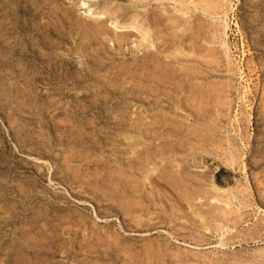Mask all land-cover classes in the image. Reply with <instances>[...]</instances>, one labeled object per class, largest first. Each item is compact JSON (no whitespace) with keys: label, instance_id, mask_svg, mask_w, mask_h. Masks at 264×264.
I'll return each mask as SVG.
<instances>
[{"label":"rangeland","instance_id":"rangeland-1","mask_svg":"<svg viewBox=\"0 0 264 264\" xmlns=\"http://www.w3.org/2000/svg\"><path fill=\"white\" fill-rule=\"evenodd\" d=\"M0 264H264V0H0Z\"/></svg>","mask_w":264,"mask_h":264},{"label":"bare ground","instance_id":"bare-ground-1","mask_svg":"<svg viewBox=\"0 0 264 264\" xmlns=\"http://www.w3.org/2000/svg\"><path fill=\"white\" fill-rule=\"evenodd\" d=\"M144 1H145V0H144ZM170 1H172V0H170ZM219 1H220V0H219ZM226 1H227V0H226ZM154 2H155V1H154ZM83 6H84V5H83ZM84 7H85V6H84ZM198 7H199V6H198ZM200 7H201V6H200ZM195 8H196V7H195ZM184 9H185V8H184ZM162 10H163V9H162ZM193 10H194V9H193ZM182 11H183V10H182ZM227 11H228V10H227ZM178 12H179V11H178ZM223 12H224V11H223ZM181 14H182V13H181ZM219 14H220V13H219ZM184 15H185V14H184ZM210 15H211V14H210ZM221 15H222V14H221ZM225 15H226V14H225ZM225 15H224V16H225ZM224 16H223V17H224ZM102 17H103V16H102ZM226 17H227V16H226ZM224 19H225V18H224ZM225 20H226V19H225ZM136 21H137V20H136ZM144 21H145V20H144ZM226 21H227V20H226ZM224 23H225V22H224ZM227 23H228V22H227ZM100 25H101V24H100ZM228 25H229V24H228ZM228 25H227V27H228ZM114 26H115V25H114ZM125 28H126V27H125ZM131 28H132V27H131ZM123 29H124V28H123ZM129 29H130V28H129ZM124 30H125V29H124ZM212 30H213V29H212ZM148 32H149V31H148ZM219 32H220V31H219ZM224 33H225V32H224ZM224 33H223V34H224ZM144 35H145V34H143L142 36L144 37ZM218 40H219V39H218ZM155 43H156V42H155ZM125 45H126V44H125ZM223 50H224V49H223ZM225 50H226V49H225ZM172 53H173V52H172ZM175 53H176V52H175ZM177 53H178V51H177ZM180 54H181V53H180ZM226 54H227V53H226ZM178 55H179V54H178ZM203 56H204V55H203ZM203 56H202V57H203ZM228 57H229V56H228ZM210 58H211V57H210ZM228 59H229V58H228ZM204 60H205V57H204ZM162 70H163V69H162ZM183 70H184V68H183ZM156 72H157V71H156ZM161 73H162V72H161ZM161 73H160V74H161ZM157 74H158V73H157ZM161 77H162V76H161ZM154 79H155V78H154ZM154 79H153V80H154ZM162 79H163V78H162ZM154 81H155V80H154ZM201 88H202V87H201ZM154 91H155V90H154ZM201 91H202V90H201ZM203 93H204V92H203ZM244 94H245V93H244ZM211 100H212V99H211ZM206 101H207V100H206ZM198 107H199V106H198ZM159 126H160V125H159ZM215 128H216V127H215ZM210 130H211V129H210ZM213 148H214V147H213ZM217 150H218V149H217ZM227 152H228V151H227ZM227 154H228V153H227ZM234 158H235V156H234ZM237 158H238V157H237ZM232 159H233V158H232ZM238 159H239V158H238ZM159 162H160V161H159ZM233 163H234V160H233ZM235 163H236V162H235ZM235 163H234V164H235ZM144 168H145V167H144ZM146 168H147V167H146ZM143 174H144V173H143ZM230 198H231V197H230ZM233 198H234V197H233ZM235 199H236V198H235ZM237 199H238V198H237ZM237 201H238V200H237ZM135 202H137V201H135ZM237 204H238V203H237ZM230 206H231V205H230ZM230 206H229V207H230ZM232 206H233V205H232ZM238 207H239V206H238ZM230 208H231V207H230ZM204 225H205V224H204ZM207 226H208V225H207ZM208 228H209V227H208ZM208 228H207V230H209Z\"/></svg>","mask_w":264,"mask_h":264}]
</instances>
